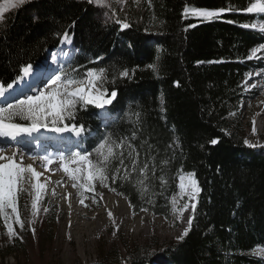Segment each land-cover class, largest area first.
Listing matches in <instances>:
<instances>
[{
	"label": "trees",
	"instance_id": "16d2710c",
	"mask_svg": "<svg viewBox=\"0 0 264 264\" xmlns=\"http://www.w3.org/2000/svg\"><path fill=\"white\" fill-rule=\"evenodd\" d=\"M250 2L140 0V11L110 21L87 0H32L5 14L0 83H13L28 64L33 70L44 66L50 52L66 43L65 33L75 51L61 66L62 76L83 79L88 70L105 69L100 90L108 98L117 92L105 109L108 119L94 105H78L75 121L65 123L84 125L85 153L110 136L133 145L138 168L148 163L143 195L137 183L143 177L132 171L126 147L115 149L124 152V167L118 159L109 166L105 186L134 213L169 219L181 174H194L198 182L191 228L182 240L155 244V250L137 244L126 262L115 250L112 259L94 264L264 263L255 253L264 248V155L246 148L240 114L249 74L264 66L248 59L251 49L264 45V33L243 27L261 21V14L244 11ZM197 9L225 11L201 20L193 15ZM27 229L33 241L28 218ZM23 244L18 234L10 238L0 218V257ZM43 251L36 264H53Z\"/></svg>",
	"mask_w": 264,
	"mask_h": 264
},
{
	"label": "rangeland",
	"instance_id": "374dc122",
	"mask_svg": "<svg viewBox=\"0 0 264 264\" xmlns=\"http://www.w3.org/2000/svg\"><path fill=\"white\" fill-rule=\"evenodd\" d=\"M139 2L140 0H138ZM108 3L110 4L109 8L98 7L101 11V18L103 17L105 20L113 21L116 17L121 16L131 17L134 11H140V6L136 5L137 2H133V0H126V2L121 3H117V0H108ZM5 4L6 0H0V6H5ZM11 10L13 8H8L5 14ZM194 17L201 20H212L214 18L204 19L196 15ZM150 24L152 25V22ZM57 53L59 61L65 60L63 57L66 58V55H71L66 48H60ZM256 59L260 64L264 65V51L258 52ZM59 61L56 62L53 59L39 69L33 70L29 77L21 81L25 83L24 86H20L21 82L16 84L13 90H10L5 94L3 99H0V107L4 106L8 101L14 102L15 98L22 99L23 95L21 92L24 94H34L40 86H43V91L46 90L51 79H54L57 75L62 76L59 71L61 68ZM261 72H264V66L260 70L250 73L251 77H249V80L245 84L249 94L248 98L242 102L240 114L245 129L244 138L245 141H248L247 144L245 143L246 148L264 155V136L261 137L257 134L258 126H264V117L258 118L262 114L264 107L257 106L260 99H263L264 104V89H261L262 79L257 75ZM101 81L98 83H101ZM99 85L97 84V88L101 91ZM253 85L255 87H252ZM105 98H108L107 94ZM98 109L103 110V108ZM262 133L264 134V131ZM29 138L31 140L23 139L18 142H25L27 147L31 149V157L37 155L39 152H45L46 155L49 154L56 157L61 154L69 156L73 152H81L83 154L80 150L81 147L74 143V140L77 138L76 136L64 137L45 132L44 128H41L39 132L33 133ZM2 140L3 138H0V145L5 144ZM43 143H45L43 145L44 151H41L39 148ZM256 143L259 145L254 147L249 146ZM37 158L35 157V159ZM91 158L93 160L96 159L95 152L92 153ZM72 167H75V165H72ZM189 174H181L179 179L181 177H188ZM81 182L84 183L86 181L82 179ZM33 184V180L31 183L24 184V190L18 195L17 210L24 224L23 229H20L19 225L15 224V214H12L10 209H5L4 213L0 214V218L6 229L7 225H12L15 234L24 239L23 245H15L10 253L3 256V259L0 257V264L3 262L5 264H36L37 259L44 254L43 249L46 252L48 251L50 261L53 264L99 263L112 259L111 253H114L115 250L120 251L122 259L126 262L128 253L130 252L129 248H134L138 244L143 248L155 250V244L168 245L175 240H180L178 238L184 233L181 223L177 218H180L179 210L183 205L187 204L188 199L179 194L178 183V192L172 199V214L169 219L148 211L134 213L123 196L121 197L106 186H102L98 180L94 182V191H83L82 189L75 188L79 203L81 199L84 200L83 208L85 216L84 218H80L79 221L93 223L96 226L93 233L90 234L89 231H85L80 236L70 232L68 213L63 208V203L60 201L61 198L57 194H53L54 191L51 189L43 191L42 199L39 202L40 211L33 217L31 209L32 201L35 198V192L32 188ZM25 195L29 198L30 205L28 207L30 209L27 208ZM108 197L116 199L113 206L106 207L103 204V199ZM121 200L128 204L129 208L126 209L128 212L119 203ZM28 209L29 212L27 211ZM44 209H47V211H44ZM109 211L112 212V218L108 216ZM27 218L29 219L31 233L33 234V241H31L27 232ZM137 220L140 223H137ZM98 223H101V225ZM33 229L35 230L34 233ZM48 244L51 248L48 247ZM256 253L261 258L264 256V250H258Z\"/></svg>",
	"mask_w": 264,
	"mask_h": 264
},
{
	"label": "snow or ice",
	"instance_id": "6c2138e0",
	"mask_svg": "<svg viewBox=\"0 0 264 264\" xmlns=\"http://www.w3.org/2000/svg\"><path fill=\"white\" fill-rule=\"evenodd\" d=\"M31 0H6L5 6H0V26L6 24L5 12L8 8L17 9ZM126 2V0H117V3ZM137 2L138 0H133ZM87 3L94 4L97 7L109 8L110 4L108 0H87ZM234 10V9H228ZM225 9L219 11L208 10H193L194 15L203 17L204 19H211L218 16ZM250 14H261V22L244 24L243 27L258 30L264 33V0H252L249 6L244 9ZM188 9H185L187 14ZM117 23H120L117 20ZM122 27L127 29L130 27L128 23H123ZM64 40L68 41L67 33L64 34ZM264 51V45L251 49V54L248 59L256 57L258 52ZM22 75L18 76L13 83H0V97H5V94L14 89L15 84H19L26 77H29L33 72L31 64L24 66L22 69ZM105 69H93L88 70L84 74L83 79H77L69 76H55L51 79L48 88L44 91H37L34 94H24L23 98H15L14 102L8 101L4 106L0 107V138L10 141H16L18 137L28 136L31 137L33 133L39 132L41 128L56 133L71 132L79 136L84 131V125L79 127L72 124L70 127L65 123L66 120L75 121L77 114V106L81 109L87 110L88 105H94L96 108H103L105 105L111 104L113 99L116 98L117 92L112 91L110 98H105L106 93L99 91L97 84L104 79ZM124 76L128 73L124 72ZM259 75V73L257 74ZM251 77V74H249ZM252 87H255L253 85ZM25 121L27 123H21ZM255 131V129H253ZM213 144L217 143L216 140L211 141ZM247 144L248 141H245ZM254 147L255 145H249ZM127 148V159L131 161V169L133 172H139L140 177L137 183L141 186V194L146 191L144 186V179H147L149 172L148 163H144L142 167L138 168V156L135 148L131 143H125L121 140L119 143L111 141V137L105 138L95 148L96 159L93 160L92 153L87 152L82 154L81 152H73L69 156L63 154L58 157L44 156L41 160L45 165H51L58 161L60 169L68 176V178L74 183L73 188H79L83 191H94V182L99 181L102 186H105V181L110 177L109 166L113 160L118 159L121 167H124L125 156L121 151L119 154L115 152L116 148ZM5 149L0 148V214H3L5 209H10L12 214H15V224H18L20 229L24 228V224L21 221L20 215L17 210L18 195L24 190L23 185L31 183L32 180L35 183L32 188L35 192V198L32 201L31 209L32 215L35 217L39 211V202L42 199V193L46 187L45 183H41L42 173L37 171L32 164L25 165L23 157L19 160L16 158V153L11 155H5ZM35 159V157H31ZM75 165V167H72ZM154 173V166H153ZM117 171H119L117 169ZM129 178L127 168H125L124 179ZM86 182L82 183L81 180ZM111 179L115 181L116 177L112 176ZM162 183H164L161 177ZM181 190H187L190 199H195L200 192L198 182L194 178V174H189L188 177H181ZM54 194V193H53ZM81 204L84 200L81 199ZM174 204V202H173ZM175 207V204H174ZM192 210L195 211V204L191 205ZM188 205L185 204L180 208V215L186 211ZM47 211V209H44ZM109 218H112V212H108ZM192 220H188L189 229L191 228ZM188 230H185L183 235L178 239L182 240L184 236L188 235ZM33 229V233H34ZM7 232L11 237H14L15 231L12 225H7Z\"/></svg>",
	"mask_w": 264,
	"mask_h": 264
},
{
	"label": "bare ground",
	"instance_id": "6f19581e",
	"mask_svg": "<svg viewBox=\"0 0 264 264\" xmlns=\"http://www.w3.org/2000/svg\"><path fill=\"white\" fill-rule=\"evenodd\" d=\"M259 78L262 79L261 89L262 88L264 89V72H261L259 74ZM24 85L25 83L21 82L20 86H24ZM42 87L43 86H40V88L38 89L40 91H43ZM263 97H264V94H263ZM0 99H3V97H0ZM257 106L261 108L264 107L263 99L258 100ZM262 110L263 112L262 114L258 116V118L264 117V108ZM261 131L262 132L264 131V126L259 125L257 134L263 137L264 134ZM2 141L5 142V144H1L0 148L5 149V153H4L5 155H11L12 153H16V158L18 160L20 157H23V162L25 165L32 164L33 167H35L37 171L42 173L40 182L46 184V187L44 190L51 189L54 191V194H57L61 198L60 201L63 203V208H65V210L68 213V222L70 226V232L72 234H76L80 236L85 231H89L90 234L95 231L96 228L94 227L96 226H94L93 223L90 224L87 222L79 221L80 218H84L85 216L83 204L79 203L77 199V195H78L77 190L72 187V184L74 183V181L70 180L68 176L63 172V170L60 169L58 161L54 162L51 165H45L44 162L41 160V158H38L37 160L31 159V155H30L31 149L27 147L25 142L10 141L7 139H3ZM44 144L45 143H43L42 145ZM253 145L257 146L259 144L256 143ZM43 148L44 146H42L41 150H43ZM47 156H51L53 158L56 157V156L49 155V154H47ZM33 183H35L34 180H33ZM180 185H181V178L178 181L179 194H181V196L188 199L187 201L188 208L186 211L183 212V216L179 215L180 218H177V219L181 223L182 229L185 232V230L189 229L188 220L193 219L194 211L192 210L191 205L195 204V207H196L198 195L196 196L195 199H190L188 195V191L187 190L182 191ZM115 200L116 199L113 197L104 198L103 204L106 207L113 206V203ZM119 203L121 204V206H124L125 210L129 208L128 204L125 201L121 200L119 201ZM126 212L128 211L126 210ZM137 223H140V221L137 220ZM98 224L101 225V223H98Z\"/></svg>",
	"mask_w": 264,
	"mask_h": 264
},
{
	"label": "water",
	"instance_id": "95a60500",
	"mask_svg": "<svg viewBox=\"0 0 264 264\" xmlns=\"http://www.w3.org/2000/svg\"><path fill=\"white\" fill-rule=\"evenodd\" d=\"M116 100V98L115 99H113V101H112V103L111 104H108V105H105V107H110V105H112L113 103H114V101Z\"/></svg>",
	"mask_w": 264,
	"mask_h": 264
}]
</instances>
